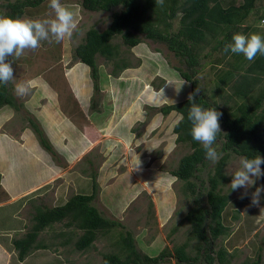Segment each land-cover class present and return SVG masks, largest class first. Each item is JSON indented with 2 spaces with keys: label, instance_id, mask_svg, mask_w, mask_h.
Instances as JSON below:
<instances>
[{
  "label": "rangeland",
  "instance_id": "rangeland-1",
  "mask_svg": "<svg viewBox=\"0 0 264 264\" xmlns=\"http://www.w3.org/2000/svg\"><path fill=\"white\" fill-rule=\"evenodd\" d=\"M13 1L0 0V15L5 11L4 4ZM260 2L264 4V0ZM49 3L50 0L46 1L22 18H50L53 11ZM61 3L75 13L77 28L71 36L60 43L42 40L37 49H26L19 59L9 60L13 63L14 80L7 86L21 108L18 113L7 106L0 109V249L6 252L5 246L11 248L12 238H20L26 232L36 206L58 207L74 194H92L93 172L98 185L93 205L122 228L98 234L89 249L79 252L73 243L82 232L73 231L70 244L56 248L61 240L57 234L67 237L70 230L55 224L39 237L54 248L37 251L24 260L25 264H103V255L121 252L120 241L125 232H130L137 249L150 257L159 256L163 250L172 254L173 248L188 238L189 227L182 220L191 200L182 195V184L169 170L175 169L179 159L190 150L176 144L173 128L181 116L176 111L163 116L156 108L188 98L190 92H181L182 95L177 91L188 83L171 68L180 65L163 45L144 39L128 50L117 37L112 44L119 45L120 58L133 68L114 75L113 64L97 55L100 93L95 95L90 69L73 59V50L89 29L105 30L112 13L119 8L89 12L81 7V0ZM262 10L260 7V11L252 13L251 20L257 23V14ZM209 51L207 48L201 52V68L196 76L202 91L214 100L211 91L216 83V69L209 64L210 58H203ZM27 82V94L18 96L15 84ZM93 97L97 98L96 112L90 109ZM26 117L39 123L57 152L59 163L39 146L34 133L26 127ZM215 147L218 149L220 143ZM239 160L240 157L231 155L223 170L226 181L221 186V193L230 199L222 217L230 235L221 244L234 254L232 264L255 259L259 243L264 242V192L260 205L250 206L251 195L240 199L244 189L232 191L231 177L225 174L235 170ZM215 164L206 159L199 174L205 185ZM3 194L7 196L5 200ZM7 227L14 231L3 232ZM220 242H215V246ZM195 243L190 241L187 247L192 255ZM2 258L0 264H6L7 257ZM14 258V264L20 263L16 252ZM159 264L176 261L165 257ZM198 264L205 263L201 260Z\"/></svg>",
  "mask_w": 264,
  "mask_h": 264
},
{
  "label": "trees",
  "instance_id": "trees-1",
  "mask_svg": "<svg viewBox=\"0 0 264 264\" xmlns=\"http://www.w3.org/2000/svg\"><path fill=\"white\" fill-rule=\"evenodd\" d=\"M46 1L7 2L3 15L22 18L26 14L31 15V11H36ZM81 7L89 12H110L119 8L112 13L111 22L105 30L89 29L73 50V59L90 69L95 95L100 93L97 55L113 64L114 75L133 68L120 58L119 45L112 44L117 37L128 50L144 39L163 45L180 65H171V68L189 83L190 93L197 87L201 89L196 75L201 68V52L209 48L210 51L203 58H210L209 64L216 69V83L211 91L214 100L201 89L194 102L204 108H216L221 113V132L214 144L215 147L220 143L217 151L221 156L205 185L199 175L206 164L205 153L202 145L193 140L188 119L192 102L186 98L179 103L156 108L163 116H168L172 111L181 116L173 128L176 144L186 145L190 150L179 159L175 169L169 170V174L182 184V195L191 200V206L182 220L189 227L188 238L174 247L172 254L163 250L159 256L150 257L139 251L132 234L125 232L120 241L121 252L103 255V264H159L165 257H173L176 264H198L201 260L205 264H232L234 254L221 244L230 235V228L222 221L230 201L227 194L221 193V186L226 181L223 170L231 155L252 158L259 154L264 157V56L258 54L253 61H248L242 54L226 53L224 47L236 32L247 34L249 31H263L261 35L264 36V29L255 26L264 20V4L260 0H164V5L160 6L156 0H81ZM260 7L263 12L257 14L258 22L255 23L251 20V14L254 15L257 9L260 11ZM248 20L251 22L248 23ZM7 59L10 60V57ZM221 65L223 68H220ZM6 106L17 113L21 108L8 86L0 83V109ZM90 109L98 111L96 97L92 98ZM26 123L39 146L54 162L59 163L58 154L39 123L28 117ZM261 168L264 170V164ZM91 178L92 194H74L58 207L50 208L43 204L35 207L30 227H26V232L11 242L19 262L36 251L54 248V245L49 246L39 237L58 223L70 232L67 237L64 233L57 234L61 240L56 248L68 246L76 230L82 232L73 243L74 249L79 252L89 249L98 234L106 235L114 228H122L119 222L104 217L93 205L98 185L95 173H91ZM262 179L264 177L256 182L251 192L261 186ZM3 195L5 200L7 196ZM218 240L221 242L215 246ZM190 241H196L194 255L187 252ZM263 250L264 242H260L255 259L245 260L241 264H262Z\"/></svg>",
  "mask_w": 264,
  "mask_h": 264
},
{
  "label": "clouds",
  "instance_id": "clouds-1",
  "mask_svg": "<svg viewBox=\"0 0 264 264\" xmlns=\"http://www.w3.org/2000/svg\"><path fill=\"white\" fill-rule=\"evenodd\" d=\"M156 3L163 6L164 0H156ZM49 7L53 15L43 20L0 15V83L7 85L14 80L13 63L7 58L19 59L26 49H37L42 40L60 43L65 37L71 36L77 28L75 13L62 4L61 0H50ZM260 26L264 27V20L260 21ZM224 51L242 54L248 61H253L258 54L264 56V36L255 32L247 34L236 32L231 42L225 45ZM29 87L30 82L16 83L14 90L18 96H24ZM200 91L201 89L197 87L188 96L189 102H192L188 112L191 136L202 145L205 158L216 163L221 156L214 147L217 135L221 132V113L216 108H204L194 102ZM262 164L264 157L259 154L252 158L242 156L238 167L225 173L231 177L232 191L244 189L240 199L251 195L250 206H259L261 193L264 192V185H261L249 193V189L256 185V180L264 177Z\"/></svg>",
  "mask_w": 264,
  "mask_h": 264
},
{
  "label": "crops",
  "instance_id": "crops-1",
  "mask_svg": "<svg viewBox=\"0 0 264 264\" xmlns=\"http://www.w3.org/2000/svg\"><path fill=\"white\" fill-rule=\"evenodd\" d=\"M246 25H248V24H246ZM257 27H261V26H257ZM127 70V69H126ZM177 76V75H176ZM178 78V77H177ZM180 78V77H179ZM184 81V80H183ZM185 82V81H184ZM187 83V82H186ZM189 84V83H188ZM188 84H184L181 88H178V91L180 92V94H182V93H184V95H186V94H188V92H190V85L188 86ZM188 89V90H187ZM182 92V93H181ZM183 95V94H182ZM180 116V115H179ZM64 204V203H63ZM62 204V205H63ZM11 226H12V224H11ZM14 226V225H13ZM12 226V227H13ZM8 228V229H7ZM6 229L7 230H5V231H3V232H6V233H11L12 231H14V230H12V229H14V228H11V227H7ZM14 235V234H13ZM14 238V237H13ZM12 238V239H13ZM5 244V243H4ZM12 245V244H11ZM5 248H6V252H4V250H1L0 249V257L2 256L3 258L2 259H5L6 257V260L8 259V261H6V264H14V262H16V259L14 258V249H13V246H11V248H10V246L8 247V245L7 246H5ZM8 252V253H7ZM37 252V251H36ZM36 252L34 253V254H36ZM34 256V255H33ZM25 262L26 261H23L22 263L20 262V263H18V264H25ZM17 263V262H16Z\"/></svg>",
  "mask_w": 264,
  "mask_h": 264
}]
</instances>
